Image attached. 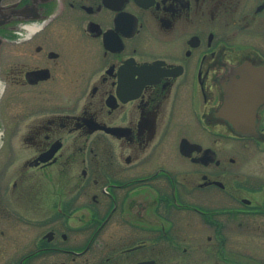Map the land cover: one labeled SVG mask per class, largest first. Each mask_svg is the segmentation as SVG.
Returning <instances> with one entry per match:
<instances>
[{"label":"flooded vegetation","instance_id":"flooded-vegetation-1","mask_svg":"<svg viewBox=\"0 0 264 264\" xmlns=\"http://www.w3.org/2000/svg\"><path fill=\"white\" fill-rule=\"evenodd\" d=\"M254 71L264 0H0V264H264Z\"/></svg>","mask_w":264,"mask_h":264},{"label":"water","instance_id":"water-1","mask_svg":"<svg viewBox=\"0 0 264 264\" xmlns=\"http://www.w3.org/2000/svg\"><path fill=\"white\" fill-rule=\"evenodd\" d=\"M251 82H249V84H247V83H239V84H245V85H257V84H259V85H262V83L261 82H259L258 81V77H264V75H259V73H257L256 71H254L252 74H251ZM264 80V79H263ZM252 93H255V91L253 90L252 91ZM254 95V94H253ZM258 100V98H256V99H253L252 100V102L250 103L251 105H247V106H232V107H230V110H232V111H240L241 110V112L242 111H250L251 109H253V106H252V104L254 103V102H256ZM256 105V104H255ZM252 106V107H251ZM254 110V109H253ZM255 111V110H254ZM237 114V113H236ZM236 114H233V115H236ZM238 116H241V115H238L237 114V118L235 119H233V121H234V123H233V125H234V127L235 128H237L238 130H240V131H244V128H246V125L244 124V122H245V120L244 119H247L246 117H244V118H242V117H239L238 118Z\"/></svg>","mask_w":264,"mask_h":264},{"label":"rangeland","instance_id":"rangeland-1","mask_svg":"<svg viewBox=\"0 0 264 264\" xmlns=\"http://www.w3.org/2000/svg\"><path fill=\"white\" fill-rule=\"evenodd\" d=\"M248 157V162L246 164L247 167L251 168L252 170H258L261 166H264V152L258 155H249ZM262 172L264 174V171Z\"/></svg>","mask_w":264,"mask_h":264}]
</instances>
